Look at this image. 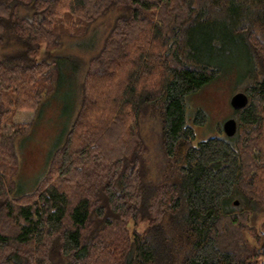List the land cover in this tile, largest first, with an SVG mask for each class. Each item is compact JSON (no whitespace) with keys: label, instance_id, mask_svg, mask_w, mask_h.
Returning <instances> with one entry per match:
<instances>
[{"label":"trees","instance_id":"obj_1","mask_svg":"<svg viewBox=\"0 0 264 264\" xmlns=\"http://www.w3.org/2000/svg\"><path fill=\"white\" fill-rule=\"evenodd\" d=\"M111 14L45 172L16 193L35 117L6 121L41 110L68 59L55 53ZM0 46V264H264V0H0ZM237 48V131L198 140L209 116L187 98L228 78Z\"/></svg>","mask_w":264,"mask_h":264},{"label":"rangeland","instance_id":"obj_2","mask_svg":"<svg viewBox=\"0 0 264 264\" xmlns=\"http://www.w3.org/2000/svg\"><path fill=\"white\" fill-rule=\"evenodd\" d=\"M112 20V14L106 16L85 37L68 41L61 52L55 53L68 59L62 62L59 87H56L36 115L32 110H21L6 121L5 132L10 133L12 122H30L35 117L32 132L17 140L20 172L15 179L16 193L32 190L45 172L51 151L59 143L62 129L72 115L77 98L76 83L82 73L80 71L89 54L100 46ZM239 50L240 48L234 49L222 56L228 78L221 77L187 98L189 115L202 108L209 116L205 125L195 126L198 140L225 135L223 124L228 118L234 117L232 99L235 94L241 93L236 88L249 68L245 55ZM1 51L3 49L0 46ZM143 134L149 148L147 162L154 173L161 161L159 121L153 117L149 118L143 126ZM263 216L264 213H261L259 217L262 219ZM261 219L256 221L257 225ZM130 227L132 228V225ZM145 227L146 225L142 224L139 229L142 231Z\"/></svg>","mask_w":264,"mask_h":264},{"label":"water","instance_id":"obj_3","mask_svg":"<svg viewBox=\"0 0 264 264\" xmlns=\"http://www.w3.org/2000/svg\"><path fill=\"white\" fill-rule=\"evenodd\" d=\"M245 102L246 96L244 93H237L233 96L232 105L234 108L242 107ZM237 127V120L234 117L228 118L223 124L224 131L228 136L234 135L237 131Z\"/></svg>","mask_w":264,"mask_h":264}]
</instances>
